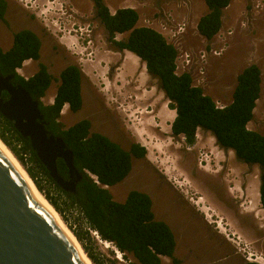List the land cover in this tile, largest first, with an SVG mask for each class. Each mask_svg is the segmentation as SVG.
Segmentation results:
<instances>
[{
  "label": "rangeland",
  "instance_id": "obj_1",
  "mask_svg": "<svg viewBox=\"0 0 264 264\" xmlns=\"http://www.w3.org/2000/svg\"><path fill=\"white\" fill-rule=\"evenodd\" d=\"M40 1L23 0L22 4L48 39L79 68L83 79L79 115L89 119L90 132L106 136L124 150L131 144L144 149L143 159L132 160L128 176L107 188L113 200L123 202L133 190L148 194L155 219L165 222L174 235L178 264H245L250 253L264 259V210L258 209L254 198L259 169L238 161L232 151L218 147L212 135L201 129L196 130L191 145L181 136H172L174 111L168 108L157 81L135 55L113 49L93 0ZM100 2L110 13L134 9L139 16L137 26L161 33L177 50V74L189 73L193 85L218 107L231 102L242 69L255 64L261 89L247 129L264 136V0H231L223 10L219 32L210 41L196 30L199 17L206 12L204 0ZM126 36L116 35L115 39ZM62 38L71 48L63 45ZM149 120L153 126L147 125ZM72 122L63 121L64 126ZM135 130L146 135L140 138ZM240 187L247 188V197L238 201L234 197L241 195L237 192ZM199 197L206 203L198 204ZM76 217L68 215L67 223L86 227ZM93 239L111 264L131 263V258L118 257L111 244ZM162 264L173 263L162 258Z\"/></svg>",
  "mask_w": 264,
  "mask_h": 264
},
{
  "label": "trees",
  "instance_id": "obj_2",
  "mask_svg": "<svg viewBox=\"0 0 264 264\" xmlns=\"http://www.w3.org/2000/svg\"><path fill=\"white\" fill-rule=\"evenodd\" d=\"M93 1L97 18L113 49L135 55L143 62L147 74L157 81L168 108L175 113L170 125L172 136H181L191 145L196 130L201 129L212 135L218 147L232 151L238 161L250 167L257 166L259 197L264 210V136L247 129L260 95L259 68L255 64L243 68L236 76L231 102L218 108L200 87L193 85L189 73H176L177 50L161 33L137 26L139 16L134 9L120 8L110 13L100 0ZM230 2L204 0L206 12L196 24L202 38L210 41L219 32L223 10ZM122 34H127L126 38L115 39L116 35ZM61 75L63 81L56 96L54 116L58 115L64 102H68L74 112L82 104L79 69L69 67ZM89 128L90 123L83 120L65 131H58V137L72 152V161L79 172L73 186L77 195H73L55 184L30 148L28 139L22 138L0 115V140L24 168L36 189L66 222L92 264H111V261L98 249L86 228L96 231L100 239L110 243L124 259L131 258L130 264H162V257L178 264L174 256V235L165 222L155 219L149 196L133 190L123 202H116L102 187L123 181L131 171L132 156L143 158L144 149L133 144L130 150H124L106 136L90 132ZM47 130L55 134L53 129ZM56 168L60 176L67 172L62 160H57ZM89 175L95 177L98 184ZM64 178L66 180V176ZM73 214L78 216L76 221H83L86 227L69 225L68 215Z\"/></svg>",
  "mask_w": 264,
  "mask_h": 264
},
{
  "label": "water",
  "instance_id": "obj_3",
  "mask_svg": "<svg viewBox=\"0 0 264 264\" xmlns=\"http://www.w3.org/2000/svg\"><path fill=\"white\" fill-rule=\"evenodd\" d=\"M0 114L13 121L17 133L29 140L30 148L55 184L66 193L74 192V181L79 172L73 169L75 174L64 180L56 169L58 159L63 160L69 171L72 169V152L61 138L48 135L36 122L37 112L30 99L18 95L13 96L9 104L0 102ZM102 187L106 189V186ZM0 264H85L57 221L34 199L1 153Z\"/></svg>",
  "mask_w": 264,
  "mask_h": 264
},
{
  "label": "flooded vegetation",
  "instance_id": "obj_4",
  "mask_svg": "<svg viewBox=\"0 0 264 264\" xmlns=\"http://www.w3.org/2000/svg\"><path fill=\"white\" fill-rule=\"evenodd\" d=\"M22 1L0 0V102L3 105L9 104L11 98L18 95L29 98L37 112L36 122L43 126L47 134L50 133L47 128L53 129L55 134L50 133V136L58 138V131H65L79 121L86 120L90 123L88 118L79 115L82 104L80 109L74 112L71 110L70 104L64 102L58 111V115L54 116L56 96L63 81L61 73L69 67L79 68L62 54L56 43L48 39L44 29L39 27L32 13L25 9L27 5L22 4ZM82 86L83 79L80 73L81 101ZM2 118L5 119L3 116ZM65 118L72 119V124L64 126ZM7 121L15 130L14 122ZM132 145L129 146L128 150ZM143 158L132 156L131 162L133 159L140 160ZM72 159L73 154L71 156L72 169L69 171L66 167V174L64 176L59 175L64 180L65 176L67 180L72 174H75L73 169L78 172ZM110 187L107 186L106 189ZM237 192L241 195L234 197V199L240 201L247 197L246 187H240ZM76 193L74 190L70 194L77 195ZM254 198L256 199L255 203L259 205L257 206L258 209H262L259 190L256 191ZM257 214L258 212L254 213L255 216ZM255 259H252L253 262L247 261V263L259 264L255 262Z\"/></svg>",
  "mask_w": 264,
  "mask_h": 264
},
{
  "label": "bare ground",
  "instance_id": "obj_5",
  "mask_svg": "<svg viewBox=\"0 0 264 264\" xmlns=\"http://www.w3.org/2000/svg\"><path fill=\"white\" fill-rule=\"evenodd\" d=\"M42 2L44 0H41ZM40 1V2H41ZM46 1V0H45ZM48 1V0H47ZM55 1H53L54 3ZM47 3V2H46ZM50 3V2H48ZM47 3V4H48ZM41 5V4H40ZM56 5V4H55ZM51 6V5H47L46 7ZM45 7V8H46ZM54 7V5L52 6ZM40 8V7H39ZM42 9V8H41ZM47 9V8H46ZM52 9V8H50ZM45 11V9H44ZM49 11V10H48ZM50 13V12H49ZM47 15V14H46ZM63 40V45L65 44L68 48H71V43L64 40L63 38L61 39ZM61 42V43H62ZM105 58V57H104ZM102 58V59H104ZM106 61V60H105ZM104 62V60H103ZM105 63V62H104ZM99 68V66H97ZM98 71V70H97ZM91 76V75H90ZM106 87V86H105ZM173 112V111H172ZM142 114H146L145 112H143ZM149 114V113H148ZM143 115V116H144ZM146 116V115H145ZM173 117H174V113H173ZM172 117V118H173ZM148 120V119H147ZM152 121L149 120L147 122L148 126H153V124L151 123ZM146 125V124H145ZM136 129V128H135ZM134 131V130H133ZM136 131V130H135ZM147 131V130H146ZM137 136H139L141 138V136L146 135V132H143V130L140 132V130L135 132ZM0 153L4 156V158H6L11 165L14 167V169L16 170V172L19 174V176L21 177V179L25 182V184L27 185V187L29 188L32 196L34 197V199L42 206L44 207L50 214L51 216L57 221V223L59 224V226L61 227V229L63 230V232L67 235V237L70 239V241L72 242V244L74 245V247L76 248V250L78 251V253L80 254L81 259L83 260V262L85 264H92L89 262V260L86 258L85 254L82 252V249L80 248V246L78 245V241L76 240V238L74 237V235L69 231V229L65 226L64 222L62 221L61 217L59 216V214L54 210V208L50 205V203H48L46 201V199L43 197V194H41L38 189H36L34 183L29 179L28 175L26 174V172L24 171L23 167L20 165V163L15 159V157L13 156V154L9 151V149L4 145V143H2V141H0ZM200 196V195H199ZM204 197H199L197 203L201 204L204 203ZM206 203V202H205ZM204 203V204H205ZM200 208V207H199ZM203 211L206 212L207 211H211L210 209H202ZM252 212H254V209H251ZM213 212V211H212ZM217 212V211H216ZM214 215V214H213ZM221 215V214H220ZM207 216V215H206ZM210 216V215H209ZM208 217V216H207ZM217 217V216H216ZM219 230L222 229L223 227V220L220 221L219 225ZM224 229V228H223ZM107 244V242H106ZM109 245V244H107ZM111 248H113L115 250L114 247L111 246ZM116 252V251H115ZM117 254V252H116ZM255 262L259 263V264H264V259L261 257H256Z\"/></svg>",
  "mask_w": 264,
  "mask_h": 264
},
{
  "label": "built area",
  "instance_id": "obj_6",
  "mask_svg": "<svg viewBox=\"0 0 264 264\" xmlns=\"http://www.w3.org/2000/svg\"><path fill=\"white\" fill-rule=\"evenodd\" d=\"M176 69H177V66H176ZM218 107V106H217ZM218 108H222V107H218ZM94 182L97 184L98 182L96 181V178L94 177ZM87 229V231L91 234V236L92 237H94L97 241H99L100 243H104L105 245H106V242H104V241H102L101 239H100V237L98 236V234H97V232L96 231H94V230H92V229H90V228H86ZM108 244H110V243H108ZM117 252V251H116ZM117 256L118 257H120V253H118L117 252ZM256 258V256L255 255H253V254H247V257H246V261H248V262H253V260ZM253 259V260H252ZM256 260V259H255Z\"/></svg>",
  "mask_w": 264,
  "mask_h": 264
},
{
  "label": "crops",
  "instance_id": "obj_7",
  "mask_svg": "<svg viewBox=\"0 0 264 264\" xmlns=\"http://www.w3.org/2000/svg\"><path fill=\"white\" fill-rule=\"evenodd\" d=\"M254 167V166H253ZM256 167V166H255ZM257 169H258V167H257ZM248 213H252L250 210L249 211H247ZM247 214V213H246ZM162 258H165V257H162Z\"/></svg>",
  "mask_w": 264,
  "mask_h": 264
},
{
  "label": "clouds",
  "instance_id": "obj_8",
  "mask_svg": "<svg viewBox=\"0 0 264 264\" xmlns=\"http://www.w3.org/2000/svg\"><path fill=\"white\" fill-rule=\"evenodd\" d=\"M206 7V6H205ZM227 8V7H226ZM145 67V66H144ZM177 73V72H176ZM257 167V166H256ZM92 177V179H94V177L93 176H91ZM258 190H259V187H258Z\"/></svg>",
  "mask_w": 264,
  "mask_h": 264
}]
</instances>
